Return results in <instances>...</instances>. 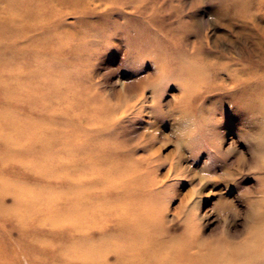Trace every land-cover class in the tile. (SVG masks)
<instances>
[{
  "label": "rangeland",
  "instance_id": "374dc122",
  "mask_svg": "<svg viewBox=\"0 0 264 264\" xmlns=\"http://www.w3.org/2000/svg\"><path fill=\"white\" fill-rule=\"evenodd\" d=\"M75 3L57 0L54 10L43 8L44 17L40 4L32 3L30 11L38 19L28 30L29 42L22 44H38L48 34L42 38L44 49L35 47L36 63L54 68L55 84L72 86L70 105L61 106L70 114L59 125L72 126L77 137L105 133L122 155L141 162V172L157 183L152 194L158 196L165 238L178 240L187 231L189 238L212 246L240 245L253 228L264 227L255 216L264 214V119H239L241 94L230 92V78L239 68L264 57V0ZM6 43L0 45V59L11 60L8 64L14 67L17 58ZM19 106L16 120L35 119L27 103ZM19 132L25 137L18 138ZM33 137L25 125L16 126V150L24 153V165L31 157L46 155L33 147L39 139ZM79 142L72 147L78 150ZM65 149H55V155L66 157ZM10 164L5 171L15 172L16 179L8 176L5 181L14 188L16 180V229L10 220L0 222L2 247L12 257L6 262L48 264L63 244L70 246L64 260L77 261L78 245L61 239L78 238L80 231L46 225L68 213L71 203L65 191L70 184L46 177L53 169L44 171L41 160L28 165L36 167L31 178L20 164ZM0 200L13 206L11 195ZM106 225V218L99 220L93 230L94 238L106 239L96 249L112 242L101 232ZM31 250L40 254L31 255Z\"/></svg>",
  "mask_w": 264,
  "mask_h": 264
},
{
  "label": "bare ground",
  "instance_id": "6f19581e",
  "mask_svg": "<svg viewBox=\"0 0 264 264\" xmlns=\"http://www.w3.org/2000/svg\"><path fill=\"white\" fill-rule=\"evenodd\" d=\"M73 1L78 5L91 0ZM55 2L57 0H0V45L7 42L9 48H6L17 58V63H12L16 65L14 67L8 64L11 60L0 59V197L11 195L14 199L13 206L0 200V222L10 220L12 228L16 229V180L12 183L14 188L5 181L8 176L16 179V173H9L5 168L11 166L10 161H15L14 167L17 162L25 170L24 175L31 178V171L36 167L29 168L28 165H38L41 160L44 171L53 169L52 174H46V177L64 180L72 185L65 191L71 203L68 213L47 221L46 225L51 228L67 225L80 231L78 238L61 239V243L78 245L80 255L77 261L64 260L65 248L70 246L64 247L63 244L56 250L58 256L46 261L48 264H264V227L261 226L253 228L251 235L240 245L212 246L200 238H189L187 231L178 240L165 238L160 214L156 210L158 196L152 194L157 183L141 172V162L134 163L132 158L122 155L124 151L109 143L104 138L105 133L77 137L70 132L72 126L65 128L59 125L70 114L61 106L66 102L70 105L73 96L69 95L74 93L71 85L64 87L51 80L55 70L50 64L36 63L39 50L35 47L39 45L41 49V45L44 49L47 43L42 38L46 39L48 34L37 38L42 40H38V44L30 41V46L22 45L24 40H29L28 30L38 19L37 13L30 11L32 3L40 4L44 17L46 13L43 8L54 10ZM21 51L26 54L19 55ZM254 63L256 65L251 67L239 68L237 76L230 78V92L236 90L241 94L238 97L241 106L236 112L239 119L248 115L262 116L264 119V57L254 59ZM5 74L8 78H5ZM12 85L16 86L14 91ZM79 98L85 100L81 96ZM22 103L30 106L36 115L34 120L22 118L21 111L18 113L21 119L16 120V105L20 107ZM71 123L74 125V121ZM18 124L25 125L32 136H38L33 147L43 149L48 157L42 159V156H34L28 165H24V153L19 148L16 150V144L20 145L16 139L25 137L23 133L26 131L19 132L16 138ZM78 142L79 149L76 150L72 146L75 144L76 147ZM69 146L72 149H65ZM60 147L65 149L62 154L66 152L69 156L65 153L64 157L59 152L58 156L55 155V149ZM255 216L259 221H264V214L257 213ZM105 218L108 225L100 231L104 234L106 231L112 242L96 249L106 239L94 238L93 230L97 227V221ZM10 233H6L7 237H10ZM2 245H5L4 240H0V264H8L6 259L12 257L7 253L8 247L3 248ZM37 251L31 250V255L38 254ZM21 262L26 264L27 261L22 259Z\"/></svg>",
  "mask_w": 264,
  "mask_h": 264
}]
</instances>
